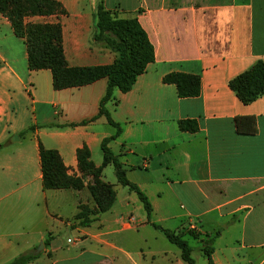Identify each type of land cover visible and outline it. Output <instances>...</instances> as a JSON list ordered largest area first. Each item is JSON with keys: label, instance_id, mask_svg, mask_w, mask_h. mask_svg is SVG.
<instances>
[{"label": "crops", "instance_id": "0c3cea01", "mask_svg": "<svg viewBox=\"0 0 264 264\" xmlns=\"http://www.w3.org/2000/svg\"><path fill=\"white\" fill-rule=\"evenodd\" d=\"M55 1L62 12L27 21L60 25L69 66L115 58L92 37L100 1L120 18L136 17L153 45V62L105 103L120 127L108 147L151 209L117 182L112 165L101 174L116 199L87 226L74 222L87 188H43L40 145L57 151L70 176L80 175V148L101 165V141L116 131L97 117L107 79L55 90L49 69L29 70L23 39L0 13V264L26 252L38 254L29 264H188L153 224L218 232L211 263L199 249L194 264H264V94L243 104L228 86L264 62V0ZM171 72L197 74L199 94L178 97L162 81ZM236 117L253 118L254 131L238 132ZM183 119L197 131L180 130Z\"/></svg>", "mask_w": 264, "mask_h": 264}, {"label": "trees", "instance_id": "16d2710c", "mask_svg": "<svg viewBox=\"0 0 264 264\" xmlns=\"http://www.w3.org/2000/svg\"><path fill=\"white\" fill-rule=\"evenodd\" d=\"M56 12H62V10L55 0H0V13L9 19L15 35L22 38L26 45L29 70L49 69L55 90L80 87L101 77L107 79L105 93L99 101L97 117L104 116L107 122L116 128V131L114 135L101 141L102 162L99 167L93 164L86 147L76 151L78 166L82 174L89 173L94 176L93 183L88 186V191L96 208H88L85 204H79L74 220L78 226H87L111 207L115 199V191L111 184L100 178L102 168L107 165L113 166L117 182L134 192L146 214H149L151 208L146 196L126 178L125 169L118 156L108 147V142L120 132V127L111 119L105 103L113 97L115 89L121 92L128 91L137 76L144 72L147 64L153 62V45L136 17L120 18L115 12L105 9L100 1L95 9L92 37L95 42L103 44L114 52L115 58L111 64L106 66H69L61 45L60 25L26 20L27 17L47 16ZM162 81L175 85L176 93L181 98L195 97L200 92V78L197 74L171 72L164 75ZM228 86L243 104L254 101L264 94V62L257 59L250 68L230 79ZM235 124L238 132L251 133L254 131V120L251 117H236ZM244 125H246L245 130ZM178 127L182 131L195 132L198 125L195 120L183 119L178 121ZM39 159L44 189H82V179L66 173V168L56 150L46 149L40 145ZM153 226L180 250V256L185 262L194 264L191 257L192 248L185 240L184 233L174 232L156 224ZM205 236L207 245L202 248V252L211 263L212 243L218 236V232L205 234ZM44 244L47 242L44 241ZM37 256L38 254L26 252L4 264H29Z\"/></svg>", "mask_w": 264, "mask_h": 264}, {"label": "rangeland", "instance_id": "374dc122", "mask_svg": "<svg viewBox=\"0 0 264 264\" xmlns=\"http://www.w3.org/2000/svg\"><path fill=\"white\" fill-rule=\"evenodd\" d=\"M28 18V17H27ZM26 18V20H27ZM78 169H79V166H78ZM79 172H80V175H78L77 177H80L82 179V183H83V188H87V191H88V186H90L92 183H93V180H94V176L92 174H85L83 175L81 170L79 169ZM102 172V171H101ZM102 180V174H101V177H100ZM104 181V180H103ZM113 190L115 191V199H116V195H117V192H116V189L113 187ZM88 196H89V199L88 201H82L81 204H85L87 205L88 208H96V204L91 200L90 198V195H89V191H88ZM128 220V219H127ZM135 220V219H134ZM76 222V221H74ZM128 222V221H127ZM128 224V223H127ZM212 234V233H211ZM184 235L186 238H189L191 239V242L194 244V248L192 247V252H191V257H193L197 250L199 251L202 250V248H204V246L207 245V243L205 242L207 240V237L205 236L204 233H200V232H197L196 230L194 229H190V228H187L185 231H184ZM70 237L72 238V234L71 233H64L62 235V239H65V237ZM184 237V238H185ZM48 240V239H47ZM46 240V241H47ZM195 249V250H193ZM193 259V258H192ZM194 261V260H193Z\"/></svg>", "mask_w": 264, "mask_h": 264}, {"label": "water", "instance_id": "95a60500", "mask_svg": "<svg viewBox=\"0 0 264 264\" xmlns=\"http://www.w3.org/2000/svg\"><path fill=\"white\" fill-rule=\"evenodd\" d=\"M14 138L17 139V136L14 135ZM42 248H43V244H42V242H40L39 245H38V247H37V250H40V249H42Z\"/></svg>", "mask_w": 264, "mask_h": 264}, {"label": "built area", "instance_id": "2783aa9c", "mask_svg": "<svg viewBox=\"0 0 264 264\" xmlns=\"http://www.w3.org/2000/svg\"><path fill=\"white\" fill-rule=\"evenodd\" d=\"M127 221H128V223H134V218L130 217Z\"/></svg>", "mask_w": 264, "mask_h": 264}]
</instances>
